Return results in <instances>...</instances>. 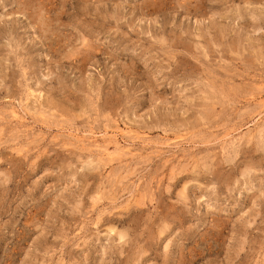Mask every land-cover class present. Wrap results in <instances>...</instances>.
<instances>
[{"label":"rangeland","instance_id":"1","mask_svg":"<svg viewBox=\"0 0 264 264\" xmlns=\"http://www.w3.org/2000/svg\"><path fill=\"white\" fill-rule=\"evenodd\" d=\"M0 264H264V0H0Z\"/></svg>","mask_w":264,"mask_h":264}]
</instances>
